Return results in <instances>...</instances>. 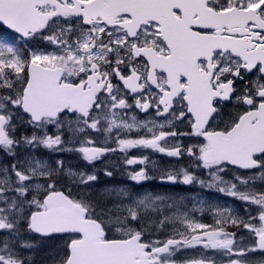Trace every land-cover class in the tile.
<instances>
[{
	"label": "snow or ice",
	"instance_id": "snow-or-ice-1",
	"mask_svg": "<svg viewBox=\"0 0 264 264\" xmlns=\"http://www.w3.org/2000/svg\"><path fill=\"white\" fill-rule=\"evenodd\" d=\"M0 25L26 43L40 37L55 46L53 51L18 47L15 37L0 35V148L12 155L21 145L78 151L89 163L136 147L170 157L186 152L203 168L215 169L211 182L199 183L225 184L218 190L258 206V216L249 214L247 220L218 210L215 225L186 214L166 216L157 221L159 228L179 222L183 230L146 240L145 228L137 230L132 222L156 211L164 197L121 201L123 211L116 215L60 184L67 176L87 187L98 179L95 174L33 156L0 173V264H31L25 253L35 250L34 240L62 242L63 254L52 264H176V252L197 245L229 257L228 264H250L249 254L264 253V192L238 191L237 183L219 175L233 165L258 170L264 178V0H0ZM253 70L260 76L246 80ZM233 101L242 111L220 127V110ZM133 106L170 118L166 124L139 122L134 115L124 119ZM20 121L34 129L31 136L16 138ZM174 122L186 123L190 131H176ZM49 125L66 127L74 137L89 129H144L150 136L117 137L118 149L85 138L68 149L61 134L44 131ZM182 136L203 140L187 148L168 146V138ZM150 178L143 168L130 174L138 183ZM161 179L176 182L177 175L168 172ZM195 179L184 171L181 182ZM235 179L246 185L250 178ZM113 192L128 195L124 189ZM227 225L247 230L251 244L238 242Z\"/></svg>",
	"mask_w": 264,
	"mask_h": 264
},
{
	"label": "flooded vegetation",
	"instance_id": "flooded-vegetation-1",
	"mask_svg": "<svg viewBox=\"0 0 264 264\" xmlns=\"http://www.w3.org/2000/svg\"><path fill=\"white\" fill-rule=\"evenodd\" d=\"M40 39H36L35 42L38 43ZM260 76L259 73H256L255 70H253V73H249L246 77V80H256ZM134 95V94H132ZM132 95L127 96L128 102L130 104L133 103ZM127 112L126 119L130 121V117L133 115L136 117L137 121L144 122V121H153L156 124H166V120L170 117L166 116H157L155 111L153 109H149L147 112H144L140 110L139 108L133 106L130 109L125 110ZM242 111L240 107L236 105V102L233 101L231 103H227L225 107H222L220 110V117L217 120V123L220 125V127H223V124L226 122H229L232 117H234L238 112ZM71 117V116H70ZM72 119V117L70 118ZM151 126V124L149 125ZM172 127L178 131V132H188L190 131L189 126L185 124H181L179 122H174ZM52 127H48V130H51ZM158 129H154L156 131ZM164 130H169V128L165 127ZM148 136L150 134L148 133ZM116 140V139H115ZM203 140L202 137H193V136H182L178 138H168V146H171L173 143H179L182 148L191 147L194 144H199ZM164 143V142H161ZM96 146H101V144L95 143ZM115 145L114 140L108 147H112ZM143 150H147L148 153L141 156L140 159H143L144 157L152 158H161L162 163L164 164V168L167 164L164 163L163 157L165 158H172L174 162H176V166L171 167L169 172L176 174L177 177H183V172L187 171L189 174L193 175L196 179L191 184H185L187 186V190L183 197H180L175 201V204H171L170 201L167 203H164V200L159 202V206L167 205L166 208H164L161 211H158L159 213V219L155 220L157 215L155 213H151L149 217H147V220H144L145 222V236L144 239L146 240H164L167 239L169 236L174 234L175 229L183 230V226L179 223L176 225H170L169 222H166L165 227L163 229L158 227L157 221L163 220L161 218L162 216H174L176 213L181 212L183 214L189 215L190 219H193L200 223H205L209 225H215L216 220L219 218L216 213L217 211H223L225 209L231 210V214L233 216L241 217L245 220L248 219V215L251 214L252 216H258L257 208L258 206L249 204L248 202L241 201L237 197L230 196L227 194V192H221L218 190L219 187H225V184H219L218 187H206L205 185H202L199 183V181H204L205 184L212 181L211 173L215 171V169H207L200 166L199 162L192 156L187 155L186 152H183L181 156L179 157H170L167 156L164 153H159L157 151L150 152L149 148H142ZM118 153V152H117ZM109 153H107L104 157L96 160L97 162H102L103 159H106ZM120 155V154H119ZM124 159H126V155H120ZM159 156V157H158ZM139 160V158H136ZM149 160V159H147ZM150 161V160H149ZM151 165H157L158 163L155 162H149ZM102 164V163H100ZM103 165V164H102ZM100 166L96 169V172L99 173L98 178L99 180H104L105 177L102 175L104 173L105 167ZM119 170H114L113 174L115 177H121L126 181L128 184L126 187L133 188L135 186H139L137 184H133L131 179H129L130 174L132 172L123 171L121 167H118ZM141 168V164L136 163L134 165V169ZM166 169V168H165ZM134 170V171H135ZM166 173V170L164 171ZM219 175L223 178L226 182H232L237 183V190L238 191H244L248 192L249 188L253 185L258 188V192H264V178H261L260 173L258 170L254 171H248V170H241L235 167L226 166L225 171L219 173ZM239 176L241 178L249 179L248 184L241 185L238 181H236V177ZM61 186L63 189L71 191L73 190L72 194L76 197L78 196V190L81 187H74L67 186L66 180H60ZM161 177H156L152 180L151 185V191L153 194L156 195L157 189L161 188ZM157 182V185H154V183ZM121 185V184H120ZM122 186V185H121ZM260 186V189H259ZM173 187H177L181 189V186L174 185ZM141 188V187H140ZM164 188V187H163ZM184 189V188H183ZM163 190V189H162ZM161 190V191H162ZM167 193H170L168 190ZM160 195V194H159ZM162 196V195H161ZM163 197V196H162ZM198 199V202H197ZM202 200H205L202 202ZM117 203L120 202L119 199H116ZM97 205V204H96ZM106 206L104 210L107 211L108 206H111V204H105ZM101 206L100 204L98 207ZM111 209L113 213L116 215L120 214L121 209ZM172 206V207H171ZM100 208V207H99ZM172 208V209H171ZM102 209V208H100ZM180 209H182L180 211ZM109 210V209H108ZM170 211H173L169 213ZM255 223V221H253ZM135 226V225H132ZM140 230V229H139ZM226 231L229 232H235L236 233V239L238 242L241 241L243 238V244L248 245L251 244L252 238L250 237L247 230L243 228H237L233 227L231 225L226 226ZM113 234L114 230H113ZM33 243L36 244V248L33 251H29L25 253V256L30 258L31 264H42V262L46 264H52L53 257L59 253L63 254V244L59 240H46V241H39L34 240ZM176 264H187L190 260H196V259H206L211 260L214 262V264H228L229 257L222 255L220 252L212 249H205L203 245H197L194 248H185L181 249L178 252H176L175 256L173 257ZM248 259L250 260V264H264V253L257 251L255 253L249 254Z\"/></svg>",
	"mask_w": 264,
	"mask_h": 264
},
{
	"label": "rangeland",
	"instance_id": "rangeland-1",
	"mask_svg": "<svg viewBox=\"0 0 264 264\" xmlns=\"http://www.w3.org/2000/svg\"><path fill=\"white\" fill-rule=\"evenodd\" d=\"M25 47H29V43L26 44ZM31 47H39L45 51L55 50V46L50 45L48 41L42 40V39H40V41H38L37 44H34ZM3 91L4 90H0V93H2ZM121 114L123 115V113H121ZM124 117H126V116H124ZM48 127H52V129L48 130ZM48 127L44 131L48 135L61 134L62 139L64 141V144L62 145V147L68 148V149H75V148L80 147V144L77 141L83 140L85 138L91 139L95 143L107 145V144L112 142V141L110 142V136L113 132H115V129H113V131L111 133L105 132L107 134V136H106L107 141H106V143H101V142L95 140L96 136H93V137H91L90 135L86 136L87 133L93 134L94 131L90 130V129L86 130L84 133H79L78 135H76L74 137L73 134L71 133V131H69L70 133L68 134L67 132L64 133L62 131V129L58 130L55 125H49ZM122 130H123L122 132L124 134H126V132L130 133L129 136H118L119 138H122V139L123 138L136 139V138H139L141 136H144V129H141L139 131H137V130L128 131V130H124V129H122ZM33 131H34V129L31 126H29L27 123H24L23 121H20L19 123H17L15 135H16L17 139H20L23 136H31L33 134ZM37 134L43 135L41 132H38ZM116 139H117V137H116ZM114 142H115V145H113L110 148H117L118 149V145H117L115 139H114ZM142 148L143 147H136V148L128 149L127 152H120L119 150H117L115 152H110L108 154L109 156L106 159H103L102 162H100L103 165L97 161H93L92 163H89L88 161H86L82 157V155L78 151H52V150L44 148L43 146H39L37 148H31L28 146L21 145V146L17 147V149L15 151V155H12V154L8 153L5 149L0 148V173H2V170L4 168H11V165H13V164L25 163L26 161H30L33 156H35L39 159H43L44 161H47L49 164H52L53 162H55L57 160H62V161H64V164H65V170L71 169L74 172H84L87 174H95L97 177H98L97 174H99V173L96 172V169L102 165L103 167H105V170L112 172V176L105 175V170H104V173L102 175L106 179L105 180H99V178H98L96 181L92 182V184L90 186H87V187L78 186L72 178L66 177L67 186L74 185V187H81L78 190V196L84 197L85 199H87L90 202L95 203L97 205H99V204L102 206H106L105 204L113 205L114 203H117L115 198L119 199L120 202H118V204H116V206H114V209L115 210L121 209L120 213L123 211V205L132 204L135 200L142 199L145 195H148V194H151L152 196H161V194L167 190L170 193H167V195L164 196V203H167L168 201H170L171 204H175L174 200H177L180 197H183L186 190H187L186 189L187 186L181 182L183 177H177L176 182H170V181H167L165 179H161V181H160L161 188L157 189L156 195L153 194L151 191V188H152L151 182L156 177L164 176L165 170H166V173H168L169 172L168 170H170L171 167L176 166V162H174L172 160V158L163 157L164 163L167 164L165 166V168H166L165 169L164 164L162 163L161 158L159 156H158L159 158H156V159L154 157H152L151 159L147 157V159H149L150 161L146 160L145 164H143V165L141 164V168L135 170L134 169L135 164L129 165L126 163V160L127 159H136V158L140 159L141 156L143 157L144 155H146L148 153V151L143 150ZM149 150H150V152H155L153 149L149 148ZM119 154L120 155H123V154L126 155V159L121 157ZM7 159H9V162H7ZM155 161L158 163L157 165H151L149 163V162H155ZM118 167H121L123 169V171H128V172L131 171L132 173L139 171L142 168L147 169L148 170L147 175L151 178L148 180H145V181H141L139 183L131 180L133 182V184H137L139 186H135L133 188H128V187H126L128 185L126 183L127 180H125L121 177L120 178L115 177L113 174L114 170H119ZM63 177L64 176H62V178ZM129 179H130V177H129ZM60 184H61V181H60ZM157 184H158L157 182L154 183V185H157ZM174 185L181 186L182 188L179 189L177 187H173ZM119 189H124L128 195L120 197V196H114V192L111 195L109 194V192H111L112 190H119ZM259 189H260V186H259ZM106 190H109V191L106 192ZM249 191L258 193V188L252 185L249 188ZM72 192H73V190L71 191V193ZM110 201H111V203H109ZM121 201L123 202V205L121 204ZM204 201L205 200H202V202H204ZM197 202H198V199H197ZM111 207H113V206H108L106 208L110 209ZM166 207H167V205L159 206V208L156 211H150L147 215H145L142 221H133L132 225H135L133 227H135L137 230L141 229V227H145V222L143 223V221L147 220L148 219L147 217H149V215L151 213H155L157 215L155 220L159 219L158 211H161ZM181 210L182 209H180V211ZM171 212H173V211H170L169 213H171ZM182 215H185V214L178 212L174 216H182ZM187 216H188V218H190L189 215H187ZM164 217H166V216H162L161 218L164 219ZM169 217H172V216H169ZM177 223H179V222H177ZM177 223H170L169 222L168 224L176 225ZM42 264H46V263L42 262Z\"/></svg>",
	"mask_w": 264,
	"mask_h": 264
},
{
	"label": "trees",
	"instance_id": "trees-1",
	"mask_svg": "<svg viewBox=\"0 0 264 264\" xmlns=\"http://www.w3.org/2000/svg\"><path fill=\"white\" fill-rule=\"evenodd\" d=\"M161 195L164 197L165 195H167V192L165 191V192H163ZM99 207L102 208L103 210H104V208H105V207H103L102 205L99 206ZM107 210H108V209H107Z\"/></svg>",
	"mask_w": 264,
	"mask_h": 264
},
{
	"label": "water",
	"instance_id": "water-1",
	"mask_svg": "<svg viewBox=\"0 0 264 264\" xmlns=\"http://www.w3.org/2000/svg\"><path fill=\"white\" fill-rule=\"evenodd\" d=\"M6 26V25H5ZM7 27V26H6ZM11 30V29H10ZM11 31H13V30H11ZM14 32V31H13Z\"/></svg>",
	"mask_w": 264,
	"mask_h": 264
}]
</instances>
